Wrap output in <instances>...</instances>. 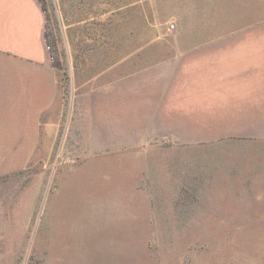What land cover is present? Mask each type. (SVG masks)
I'll return each instance as SVG.
<instances>
[{
	"label": "rangeland",
	"instance_id": "rangeland-1",
	"mask_svg": "<svg viewBox=\"0 0 264 264\" xmlns=\"http://www.w3.org/2000/svg\"><path fill=\"white\" fill-rule=\"evenodd\" d=\"M27 1L39 45L0 47V264H264V142L191 193L211 176L120 96L168 44L264 41V0Z\"/></svg>",
	"mask_w": 264,
	"mask_h": 264
},
{
	"label": "crops",
	"instance_id": "crops-1",
	"mask_svg": "<svg viewBox=\"0 0 264 264\" xmlns=\"http://www.w3.org/2000/svg\"><path fill=\"white\" fill-rule=\"evenodd\" d=\"M27 2L0 0V47L13 46L31 56L39 45V17ZM255 33L253 27L223 40L168 44L161 60L123 80L120 96L127 109L122 112L133 114L136 108V129L174 143L181 140L191 166L200 167L194 179L211 176L205 189L201 185L191 193L215 194L220 176L240 174V158L230 164L224 156L237 151L241 157L236 143L264 142V41L256 40ZM107 98L117 108L115 95Z\"/></svg>",
	"mask_w": 264,
	"mask_h": 264
},
{
	"label": "built area",
	"instance_id": "built-area-1",
	"mask_svg": "<svg viewBox=\"0 0 264 264\" xmlns=\"http://www.w3.org/2000/svg\"><path fill=\"white\" fill-rule=\"evenodd\" d=\"M172 27H174V25H172Z\"/></svg>",
	"mask_w": 264,
	"mask_h": 264
}]
</instances>
